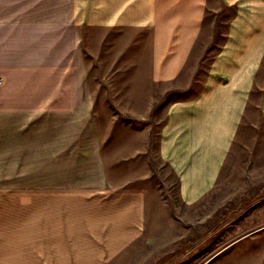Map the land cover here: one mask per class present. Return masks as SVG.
<instances>
[{
    "label": "crops",
    "instance_id": "0c3cea01",
    "mask_svg": "<svg viewBox=\"0 0 264 264\" xmlns=\"http://www.w3.org/2000/svg\"><path fill=\"white\" fill-rule=\"evenodd\" d=\"M208 1L0 0V264H114L144 237L145 191L111 186L90 121L81 29L143 37L151 82L169 85ZM224 1L226 42L198 92L167 107L158 143L186 205L215 187L264 68V0Z\"/></svg>",
    "mask_w": 264,
    "mask_h": 264
},
{
    "label": "rangeland",
    "instance_id": "374dc122",
    "mask_svg": "<svg viewBox=\"0 0 264 264\" xmlns=\"http://www.w3.org/2000/svg\"><path fill=\"white\" fill-rule=\"evenodd\" d=\"M235 6L209 0L203 28L181 77L151 82L143 37L129 30L81 29V55L111 186L143 189L144 237L114 264H264V68L215 187L184 204L158 155L167 107L195 95L227 39ZM86 119V118H84Z\"/></svg>",
    "mask_w": 264,
    "mask_h": 264
}]
</instances>
